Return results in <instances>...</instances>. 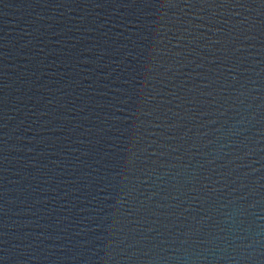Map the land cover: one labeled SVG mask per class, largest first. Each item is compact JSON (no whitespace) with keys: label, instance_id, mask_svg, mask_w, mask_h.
<instances>
[{"label":"water","instance_id":"1","mask_svg":"<svg viewBox=\"0 0 264 264\" xmlns=\"http://www.w3.org/2000/svg\"><path fill=\"white\" fill-rule=\"evenodd\" d=\"M0 264H264V0H0Z\"/></svg>","mask_w":264,"mask_h":264}]
</instances>
